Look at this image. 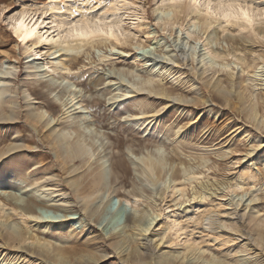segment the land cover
Masks as SVG:
<instances>
[{
    "label": "rangeland",
    "instance_id": "1",
    "mask_svg": "<svg viewBox=\"0 0 264 264\" xmlns=\"http://www.w3.org/2000/svg\"><path fill=\"white\" fill-rule=\"evenodd\" d=\"M127 1L136 16L125 23V44H95L70 55L46 51L41 58L31 60L33 57H27L17 44L7 22L21 4L34 7L44 0H0V12L7 17L0 16V76L6 68L15 67L11 88L17 93L12 95L21 105L18 120L0 123V149L6 150L15 142L26 146L0 158V221L11 212L13 222L37 235L41 242L64 247L79 245L91 237L93 246L99 241L101 245L120 234L116 247H104L103 264H140L133 253L148 242L152 253L147 261L152 264H159L156 261L161 256L172 264H211L213 259L220 264H264V241L259 238L264 234V162L256 160L264 158V127L260 130L253 126L234 96V90L240 92L247 99L244 106L259 104L257 117L264 120V22L254 31L236 35L235 43L228 42V46L225 37L217 34L213 50L218 49L223 56L214 60L211 68L196 61L198 55L207 62L211 56L204 48L208 38L203 28L193 24L189 33L185 30L189 10H170V19H158L163 10L155 9L156 0ZM234 1L211 0L212 9L221 5L226 8ZM85 2L95 6L103 3L82 0V4ZM240 4L251 13L264 11V0H240ZM85 9L88 10L76 6L78 15H71L69 24L80 23L84 16L79 13ZM100 12L86 20L94 22ZM141 40L148 45L134 47ZM179 46L187 49L184 65H167V70L160 67L168 50ZM51 62H57L55 70H50ZM60 62L68 63L69 68ZM37 64L42 78L36 80L33 74L27 77L26 71H32ZM230 74L235 88L228 85L225 91H218L212 87L222 82L224 88ZM50 79L56 80L53 86ZM143 80L159 83L171 90L172 96H148L146 91L128 94L132 90L130 84L139 86ZM33 89L39 96L28 98L49 113L48 126L24 117L25 95ZM174 94L184 99V104L171 101ZM65 108L71 115L69 123L78 122L86 143L96 146L90 162L100 158L99 163L107 171L105 188L95 204L99 211L90 217L78 210H52L34 203L37 215H23L12 207L25 206L30 197L39 195L28 184L31 179L20 175L26 165L32 169L44 167L46 177L58 172L59 181L71 192L69 175L76 172L64 171L47 141V129L52 125L60 129L56 125L62 123L60 127L64 133H71L70 139L76 136L72 125L66 126ZM258 138L263 140L260 145ZM116 155L122 156L128 167L124 177L116 176L111 168ZM149 155L161 163V171L152 178L142 173L138 160ZM41 213L65 224L59 232L50 233L38 227L46 221ZM251 213H256L254 220L248 218ZM169 214L178 218L181 231L194 234L190 241L184 242L183 234L177 239L170 233L165 221ZM135 218L140 222L134 223ZM62 233L74 237L66 242L59 237ZM35 243L27 238L5 247L0 241V264H42L29 253L15 256L17 248L31 249ZM2 257L10 261H2Z\"/></svg>",
    "mask_w": 264,
    "mask_h": 264
},
{
    "label": "bare ground",
    "instance_id": "2",
    "mask_svg": "<svg viewBox=\"0 0 264 264\" xmlns=\"http://www.w3.org/2000/svg\"><path fill=\"white\" fill-rule=\"evenodd\" d=\"M244 1V0H241ZM94 2V1H91ZM91 2H85L82 4V0H44L41 5L36 4L34 7H29L25 4H21L16 13L11 15L8 18L7 25L10 29L11 34L15 37L17 44L21 45L24 49V52L27 54V57H33V59L41 58L46 51H50L52 53H61L64 55H70L75 52H79L84 47H91L93 45L98 44H109L111 46L115 45H123L126 42L127 31L125 29V23L132 16H136V13L132 10V6L128 3L127 0H102V4L95 6ZM99 2V1H98ZM101 2V1H100ZM209 0H197L196 3H193L192 0H156L155 9L158 11L163 10L162 15L157 17L158 19H162L163 17L169 18L170 15L168 11L170 10H180L181 7L189 10L190 16L185 24V30L187 33L190 32V26L193 24H198L201 28H203V34L206 33V42L204 43V48L207 54H210L211 59L205 61L203 57L199 55L196 57L197 62H201L204 66H209L213 68L211 65L215 63L214 60L222 57L223 52L213 50V41H216L217 34H221L220 36L225 37V43L228 42L235 43V36L242 35L247 31H254V29L261 23L264 22V11L251 13L248 11V8L242 6L240 4V0H235L227 4L226 8H221L220 6H216L215 9H212V12L208 11L207 4ZM81 5L82 7L88 8L82 11L79 14H83L84 18L80 23L77 24L75 29H70V17L72 12L75 11L76 6ZM228 5H232L233 8H228ZM240 8L246 9L251 18V23L244 20L241 16L240 19H235L230 17L229 19H224V13L229 12L232 16H235L239 12ZM59 9H62L60 14L58 13ZM101 11L100 13H96L97 17L94 22H88L86 18L89 15H93L97 11ZM166 10V11H164ZM58 14L60 16H58ZM78 15V14H77ZM95 16V15H94ZM39 17V18H38ZM94 18V17H93ZM109 18L108 20H106ZM23 19L25 25L27 27V34L24 41H21L17 35H15V28L18 22ZM100 19L106 20L101 21ZM99 21V24L96 22ZM74 23V22H72ZM76 24V22H75ZM113 29L111 36H95V37H80L76 35H70V31L73 33L83 32L88 33L91 30L96 29ZM193 29V28H192ZM21 35H25V30H20ZM251 34V33H248ZM219 36V35H218ZM148 45V43L139 41L134 47L141 48ZM232 45V44H231ZM228 46V44H227ZM195 49V47H193ZM224 49V48H223ZM236 51V50H235ZM231 52V51H230ZM187 49L184 46H179V48H174L168 50L166 54L167 57H162L165 61L160 67L167 70V65L173 67V65H177L179 67L184 65V59L186 58ZM229 53V50L227 51ZM165 55V54H163ZM165 55V56H166ZM227 55V54H226ZM225 56V55H224ZM74 57V56H72ZM161 58V59H162ZM194 59V57H192ZM241 58V57H240ZM75 59V57L73 58ZM28 59L27 62L31 61ZM71 60V59H70ZM69 60V61H70ZM149 60V59H148ZM157 61V60H156ZM162 63L161 61H159ZM65 69L69 68L68 63L60 62ZM57 62H51L49 65L50 70H55ZM70 64V62H69ZM229 65V64H226ZM253 65V64H252ZM249 66V68L252 67ZM224 67L225 65H220ZM230 66V65H229ZM208 67V68H209ZM255 67V66H254ZM169 68V69H170ZM229 68V67H228ZM224 69V68H223ZM220 70V69H218ZM259 70V68H258ZM172 71V70H171ZM171 71H169L171 73ZM215 71V70H214ZM232 71V70H231ZM57 73V72H56ZM257 73V72H255ZM259 73V72H258ZM33 74L36 76V80L42 78L41 70L39 69V65H35L32 71H26V76ZM234 75V74H233ZM255 75V74H254ZM16 76L15 67H11L9 69H5L1 72L0 76V123H10L14 122L19 118V112L17 111L19 107H21L18 100L12 95L17 93L16 90L11 88V85L14 84V78ZM25 76V77H26ZM229 80L226 81L227 84L222 87V82H216L212 84V87L217 89L218 91H225L228 89V85L232 88H235V82L230 74ZM55 79H50V85L53 86L55 84ZM130 84V83H129ZM131 85L132 90H128V94L130 93H138L140 91H146L147 95H165V97H169L171 95V90L165 89L157 84L156 82L150 83V81L143 80L140 82V85ZM39 96V92L35 89L29 90L25 95V113L24 117L27 121H30L34 124L41 126H48L51 124V120L47 118L49 113L43 108H38V106L34 105L33 100H31V95ZM127 94V93H126ZM125 94V95H126ZM234 96L237 99V103L240 104L241 112H244L246 116L253 122V126L256 129H262L264 127L263 117L259 119L258 115V106L256 102L253 104H249L248 106H244L245 98L242 96L240 92H235ZM175 95V94H174ZM152 96V95H151ZM172 96V95H171ZM178 96V95H177ZM176 95L171 98V101H177V104H184L183 101L179 99ZM30 97V98H28ZM35 99V97H33ZM170 99V98H169ZM186 102V101H185ZM188 104V102H186ZM66 105V104H64ZM174 105V103L172 104ZM258 107V108H257ZM66 115L67 119L65 123L66 126L72 125L73 131H76V136L70 139L71 133H64L62 131V124L60 125V129H56L54 125L50 126L47 130H49V139L47 141L50 142L51 148L55 150L56 157L58 159V163L64 166V171L67 173H74L73 175H69L70 178L68 180V185L71 187V192H67V187L59 181L58 177L60 176L58 172L52 175L47 176L45 173V169L42 167L32 169L29 165H26L21 169L20 175L24 176L25 179H31L29 185H33L35 191H39L38 197H30L25 206L18 207L14 205L12 208L19 209V211L23 215L35 216L37 215L36 206L33 204H39L45 208H49L52 210L58 209H67L78 210L83 212L84 215L92 217L99 210L96 207L97 199L100 197L99 193L105 188V184L107 182V171L103 166V163H99L100 158H98L97 162H90L91 156L94 154V149L96 146L93 143H86L85 133L81 132L78 129V122L69 123L68 111L65 108L63 112ZM36 125V126H37ZM261 126V127H260ZM99 128V127H98ZM117 136V135H116ZM48 137V136H47ZM258 144L260 145L263 140H259ZM122 143V142H121ZM10 144V143H9ZM8 145V144H7ZM256 145V144H255ZM25 145L23 143H13L7 147L6 150L0 149V158L5 155L9 151L18 150L23 148ZM26 147V146H25ZM255 149L254 147L250 150V153ZM139 163L141 165L140 170L145 175L153 177L154 174L161 171V163L160 161L153 159L150 155L138 158ZM261 163L264 162L263 159ZM42 162V160L40 161ZM77 162H80L81 165L78 166ZM206 162V161H205ZM35 164V163H34ZM16 166V165H15ZM111 168L115 172L116 176L121 174L124 177V174L127 173L128 167L125 163V160L122 156L116 155L112 162ZM19 171V170H18ZM12 172H10L11 174ZM19 176V175H18ZM120 176V175H119ZM21 177V176H20ZM49 187V188H48ZM38 193V192H37ZM57 193V194H55ZM57 196H61L60 198H56ZM48 197V198H46ZM56 198V199H55ZM250 211V210H249ZM255 211V210H254ZM258 211H256L257 213ZM11 213V212H10ZM7 213L4 215V221H0V241H3L5 247L10 245H17L24 242L27 238L35 240L33 248H28L22 246L21 248H17L15 252V256L19 254V256L29 253L34 256L36 259L40 260L42 264H103L105 262L106 254L103 251L104 247L109 245L116 247L119 242L117 239L121 236L120 234L116 235L115 240L110 242H103V244L98 245L95 244L93 246V238L86 239L84 242L79 245H71L68 247H64L60 243H52L48 241H40L37 239V235H34L28 231H25L22 227H20L17 223L13 222L12 214ZM256 213L248 214V218H255ZM41 217L44 218V224H39L38 227L49 231L50 233L59 232V230L65 224V221H55L51 218V216H47L41 213ZM89 217V218H90ZM248 219V220H250ZM259 219V218H258ZM263 220V219H261ZM166 223L168 225V229L170 233L177 239L183 234L184 242L190 241L192 234L188 230L186 232L181 231L182 226L178 221V218L175 215L169 214L166 217ZM258 221V220H256ZM260 221V219H259ZM67 222V221H66ZM134 223H139L140 219H133ZM259 223V222H258ZM262 224V223H261ZM256 225V224H255ZM259 225V224H258ZM257 226V225H256ZM262 226V225H259ZM263 227V226H262ZM185 230V229H184ZM190 230V229H189ZM28 236L26 237V235ZM194 235V234H192ZM64 241L68 242L73 239V235L71 233H62L59 236ZM258 237V236H257ZM249 238V237H248ZM260 242L264 241V234L261 235ZM258 238V240H259ZM176 239V240H177ZM253 239V238H252ZM257 240V239H256ZM253 241V240H249ZM255 241V239H254ZM262 241V243H263ZM96 242V241H95ZM258 243V242H256ZM73 244V243H72ZM249 244V243H248ZM253 243H251L252 245ZM257 246V244H255ZM260 245V244H259ZM255 246V247H256ZM257 248V247H256ZM151 246L148 243H145V246L141 249H136L133 254H135V258L138 259L140 264H152V262L147 261L148 255H151ZM152 257V256H151ZM10 261V258H3L2 261ZM159 264H172L169 258L165 256H161L158 258ZM155 263V262H154ZM211 264H220L217 260H211Z\"/></svg>",
    "mask_w": 264,
    "mask_h": 264
},
{
    "label": "snow or ice",
    "instance_id": "3",
    "mask_svg": "<svg viewBox=\"0 0 264 264\" xmlns=\"http://www.w3.org/2000/svg\"><path fill=\"white\" fill-rule=\"evenodd\" d=\"M175 2V0H174ZM193 3H196L197 0H192ZM207 8H208V11L209 12H212V8H213V5L211 4V0H209V3L207 4ZM221 8H224V5H221ZM228 8H233L232 5H228ZM0 16H3L5 19H7L6 15H5V12H0ZM72 16L73 17H76L77 16V13L75 11L72 12ZM241 16L243 17L244 20L248 21L249 23H251V18H250V14L249 12L244 9V8H240L239 9V12L237 14H235V16H232L231 13L229 12H225L224 13V19H229L230 17L232 18H235V19H240ZM39 18V17H38ZM97 24H99V21L96 22ZM77 27V25L75 23H72L70 24V29H75ZM21 29H24L25 30V35H21L20 34V30ZM112 32H113V29L111 28H108V29H96V30H91L89 31L88 33H83V32H76V33H73L70 31V35H76V36H80V37H85V36H88V37H95L97 35L99 36H111L112 35ZM26 34H27V27L25 25V22L23 19H21L16 28H15V35H17L19 37V39L21 41H24L25 38H26ZM264 251V250H262Z\"/></svg>",
    "mask_w": 264,
    "mask_h": 264
}]
</instances>
